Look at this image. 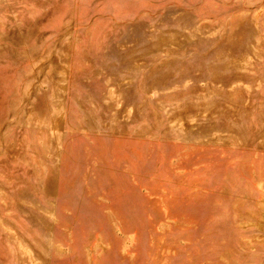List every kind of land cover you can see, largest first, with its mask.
<instances>
[{"label":"rangeland","instance_id":"obj_1","mask_svg":"<svg viewBox=\"0 0 264 264\" xmlns=\"http://www.w3.org/2000/svg\"><path fill=\"white\" fill-rule=\"evenodd\" d=\"M0 264H264V0H0Z\"/></svg>","mask_w":264,"mask_h":264}]
</instances>
